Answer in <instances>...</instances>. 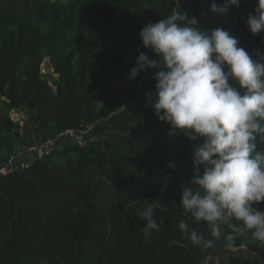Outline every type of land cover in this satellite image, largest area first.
Returning a JSON list of instances; mask_svg holds the SVG:
<instances>
[{
	"label": "trees",
	"instance_id": "16d2710c",
	"mask_svg": "<svg viewBox=\"0 0 264 264\" xmlns=\"http://www.w3.org/2000/svg\"><path fill=\"white\" fill-rule=\"evenodd\" d=\"M212 3L0 0V160L93 125L84 145L63 138L28 168L0 176V264H209L210 255L232 248L247 253H232L231 264H264V243L250 232L224 226L216 240L207 222L192 223L184 213L181 186L195 175L192 144L199 141L170 136V125L154 115L146 93L155 92L158 69L128 79L139 52L157 59L142 44V28L173 10L209 33L230 30L254 60L264 57V32L253 35L246 23L258 0H241L226 14L212 13ZM46 58L54 86L42 73ZM13 110L24 114L23 125ZM256 143L264 150V139ZM149 204L160 229L145 241L140 213ZM253 207L264 211V202ZM181 220L213 246L193 245Z\"/></svg>",
	"mask_w": 264,
	"mask_h": 264
},
{
	"label": "clouds",
	"instance_id": "9594fccd",
	"mask_svg": "<svg viewBox=\"0 0 264 264\" xmlns=\"http://www.w3.org/2000/svg\"><path fill=\"white\" fill-rule=\"evenodd\" d=\"M240 3L224 0L217 5L213 0L210 11L226 14ZM246 23L253 35L264 32V0H258ZM140 38L157 59L139 52L128 79L158 69L155 92L146 93L154 115L170 125V136L182 133L189 141H199L192 144L195 175L181 186L184 213L192 223L207 222L216 240L227 226L232 233L250 232L252 240L264 243V211L253 207L264 202V150L256 143L258 136L264 139V57L254 60L230 30H202L184 10L146 24ZM154 209L149 204L140 213L146 221L145 241L160 229ZM179 229L193 245L213 246L212 239L205 240L184 220ZM225 239L231 242L234 236Z\"/></svg>",
	"mask_w": 264,
	"mask_h": 264
},
{
	"label": "built area",
	"instance_id": "2783aa9c",
	"mask_svg": "<svg viewBox=\"0 0 264 264\" xmlns=\"http://www.w3.org/2000/svg\"><path fill=\"white\" fill-rule=\"evenodd\" d=\"M253 54L261 55L260 48H256ZM93 125L88 123L81 125L77 129H68L56 138H50L42 143H33L22 147L16 154L12 155L8 160H0V176H7L18 173L20 170L30 166L35 158H41L47 155L55 148L61 147V139L70 138L77 145H84L88 140Z\"/></svg>",
	"mask_w": 264,
	"mask_h": 264
},
{
	"label": "rangeland",
	"instance_id": "374dc122",
	"mask_svg": "<svg viewBox=\"0 0 264 264\" xmlns=\"http://www.w3.org/2000/svg\"><path fill=\"white\" fill-rule=\"evenodd\" d=\"M42 73L44 76L50 80V83L54 86V79L57 78V75L53 73V67L50 63V59L46 58L41 66ZM12 117L16 121H19L21 125L24 124V114L21 111H12ZM247 253L245 248H232L231 252H219L210 255L207 258L209 264H231L230 256L231 254Z\"/></svg>",
	"mask_w": 264,
	"mask_h": 264
}]
</instances>
